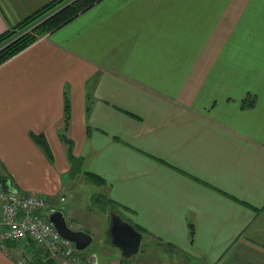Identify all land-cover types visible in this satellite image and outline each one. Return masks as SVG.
<instances>
[{
    "label": "crops",
    "instance_id": "crops-1",
    "mask_svg": "<svg viewBox=\"0 0 264 264\" xmlns=\"http://www.w3.org/2000/svg\"><path fill=\"white\" fill-rule=\"evenodd\" d=\"M49 1L0 0V35ZM1 182L92 242L110 226L99 195L143 234L139 251L264 264V0H103L40 38L0 66ZM87 183L84 217L59 207ZM93 250L83 264H122L119 250ZM49 258L0 239V264Z\"/></svg>",
    "mask_w": 264,
    "mask_h": 264
},
{
    "label": "built area",
    "instance_id": "built-area-1",
    "mask_svg": "<svg viewBox=\"0 0 264 264\" xmlns=\"http://www.w3.org/2000/svg\"><path fill=\"white\" fill-rule=\"evenodd\" d=\"M2 241L27 242L44 249L59 264H81L72 241L63 238L48 218L47 200L36 194L5 192L0 185ZM20 264H31L22 260Z\"/></svg>",
    "mask_w": 264,
    "mask_h": 264
},
{
    "label": "trees",
    "instance_id": "trees-1",
    "mask_svg": "<svg viewBox=\"0 0 264 264\" xmlns=\"http://www.w3.org/2000/svg\"><path fill=\"white\" fill-rule=\"evenodd\" d=\"M103 0H51L30 15L22 19L18 24L9 27L0 35V66L26 50L41 37L51 34L82 13L90 10ZM244 106H252L251 102H244ZM71 119L70 100L66 96L63 129L61 134L63 142L67 145L68 158L73 169L80 165L81 160L73 154V141L64 133L68 130ZM34 140L46 152L48 145L42 135H33ZM190 238L193 239L194 229L190 225ZM50 264L55 261L52 258L46 260ZM122 264H128V260L122 259Z\"/></svg>",
    "mask_w": 264,
    "mask_h": 264
},
{
    "label": "water",
    "instance_id": "water-1",
    "mask_svg": "<svg viewBox=\"0 0 264 264\" xmlns=\"http://www.w3.org/2000/svg\"><path fill=\"white\" fill-rule=\"evenodd\" d=\"M0 185L5 192H16L5 182H1ZM48 218L54 223L56 230L63 238L74 243L77 251L85 250L92 243V235L81 230L71 229L68 226L63 211L50 210ZM108 236L111 245L121 252L123 259L131 260L139 253L143 234L120 214H112Z\"/></svg>",
    "mask_w": 264,
    "mask_h": 264
},
{
    "label": "rangeland",
    "instance_id": "rangeland-1",
    "mask_svg": "<svg viewBox=\"0 0 264 264\" xmlns=\"http://www.w3.org/2000/svg\"><path fill=\"white\" fill-rule=\"evenodd\" d=\"M41 38H43V37H41ZM87 184H90V185L83 184V186H75V188H73L71 190V192L73 190L75 192V194L72 195V198L69 197L72 194V193H70L68 195V197H66V199L65 198L63 199V201H62V203H60L59 207L61 206L60 207L61 209H66L67 207H72L77 212H79V216L83 214V217H84V211H82V209L80 211L78 208L79 201L82 203L86 202V193H90V192L96 193V191H97V189L94 187V185H92L91 183H87ZM84 187H86V188H84ZM86 190L87 191L90 190V191L87 192ZM98 196L99 195L95 196V198L93 199L92 206L94 207L96 212H100L101 211L100 208H103L105 211L107 210L110 221H111L112 214H118L117 211L112 206L109 207L107 202H104L105 201L104 196H101V197L100 196L98 197ZM104 216H105L104 213H101V218L103 217V221H102L103 229L105 228ZM80 218H81V216H80ZM95 220H96V222H98L97 217H95ZM99 224H100V222H99ZM104 232H106V229H104ZM37 250H38V248H37ZM92 250L94 253H97V254L102 253V252L104 253V250H107V251L110 250L112 252H119L118 249H116L115 247H113L111 245L109 237H108V235H106V233H103V235L101 236V240L99 237L96 238L91 243V245L85 249V252L92 253L91 252ZM83 251H78V253L81 255L83 253ZM164 251H166L164 253V255H160V252H156L155 249L152 248V246H146L143 244L141 251H139V253L134 258H132V260H128V262H129V264H141V263H145V264H179L180 263V261L174 255H172L166 249H164ZM27 254H29V252H27ZM159 258H162V260H165L166 263H162ZM57 264H59V263L57 262ZM81 264H83V263H81Z\"/></svg>",
    "mask_w": 264,
    "mask_h": 264
}]
</instances>
